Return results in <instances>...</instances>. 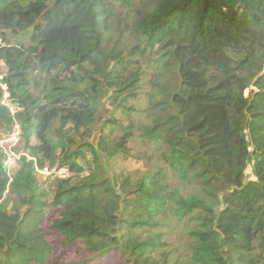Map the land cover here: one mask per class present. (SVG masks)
I'll return each instance as SVG.
<instances>
[{"label": "trees", "instance_id": "1", "mask_svg": "<svg viewBox=\"0 0 264 264\" xmlns=\"http://www.w3.org/2000/svg\"><path fill=\"white\" fill-rule=\"evenodd\" d=\"M249 30L264 36V0H0V41L31 31L28 48L0 49L3 83L19 107L13 116L0 105V123L15 117L36 159L23 157L12 187L24 209L0 205V264H91L117 248L132 264H160L152 259L160 252L161 264H179L157 229L167 217L173 228L195 221L184 225L191 261L252 264V243L264 250V43ZM154 53L165 60L162 91L149 96L152 120L137 127L140 141L164 145L168 170L193 173L206 195L168 202L152 170L112 177L110 159L135 157L126 147L134 133L84 140L110 113L106 101L114 112L137 109ZM217 115L238 129L233 156L210 143ZM89 153L94 170L82 177ZM3 162L0 150V203ZM46 163L70 174L54 176L52 198L36 178V164ZM249 167L258 181H244Z\"/></svg>", "mask_w": 264, "mask_h": 264}, {"label": "rangeland", "instance_id": "2", "mask_svg": "<svg viewBox=\"0 0 264 264\" xmlns=\"http://www.w3.org/2000/svg\"><path fill=\"white\" fill-rule=\"evenodd\" d=\"M249 35L253 37L257 42L264 43V36L257 35L254 30H249ZM6 38L4 41H0V49L2 46L7 47H18V48H28L31 46V31L23 32V33H11L8 32L5 35ZM159 53H154L152 55V60L148 63L147 68V75L145 81L143 82L142 89L140 90V97L136 102H132L133 105L137 108L134 112L129 113L123 110L114 112L109 105V102L104 100L107 109L110 113H104L103 119H98L97 123L94 124V129L90 137L84 139L86 142L96 143L97 140L102 137V134L109 135V139L117 140L122 138L125 134H132L134 133V139H129V144L126 146L127 148L132 149V155L135 157H131L128 161H122L120 157H113L109 160L110 168L107 170L110 171L112 177H117V179H121L122 176H127L132 173H135L137 170L140 172L152 170L156 176H158V188L160 190L165 191L168 193L167 201L171 202L175 197L182 196L185 199H189L191 196H199V195H206L205 190L202 185H200V180L196 179L197 177L193 175L191 172H187L184 174H179L173 171L168 170L166 167L167 164L162 159L164 153V145H160L157 147L155 146L154 150H149L145 144H143L140 140V132L138 131L137 127L143 124H149L152 120L153 111L151 110V104L149 100L150 95L158 94L159 91H162V82H158L160 77L163 74L162 67L165 64V60L159 61L158 55ZM8 68L5 66L3 60L0 59V91L2 93V98L0 100V105L11 107L14 110V113L18 112V105L15 104L11 100V92L9 87L3 83L4 78L7 76ZM167 76V74H166ZM172 75L169 74L167 77H171ZM250 91H246V97L249 96ZM9 94V96H7ZM252 108L254 109L257 106V101L253 100ZM8 107V108H9ZM10 109V108H9ZM12 114V112H11ZM15 116V114H12ZM216 122L214 129L212 130V137L210 138V143L216 145V149L222 150L223 152L234 155L233 145L237 139L238 129L233 128L227 119L224 116L217 115L213 119ZM16 118L14 117V123L12 125L7 126L5 123H0V140L7 134H9L14 125H15ZM18 121V120H17ZM19 122V121H18ZM20 123V122H19ZM134 125L136 128L130 129L129 126ZM21 125V123H20ZM22 127V125H21ZM132 130H135L132 132ZM23 131V129H22ZM102 133V134H101ZM79 142L82 141L81 138L77 139ZM18 152H23L24 156H27L29 151L26 149V144L24 138L22 137L20 146L18 147ZM146 153V154H145ZM145 154V155H144ZM149 155V157H146ZM89 160L83 161L82 165L84 167V172L81 174L82 177H87L92 171L91 168L93 165L91 164V154H88ZM27 158V157H26ZM119 158V159H118ZM117 160V161H115ZM48 164V163H46ZM103 165L106 166V161L103 162ZM230 166H234L230 163ZM22 161L18 163L17 167L14 170V175L12 182L8 180L7 190L4 195L3 200L1 201L0 205H4L5 209L9 212H12L16 208L24 209L20 203V196L13 190V184L16 179L17 173L22 169ZM95 168V167H94ZM108 172H106V175ZM70 175V174H69ZM71 176H73L71 174ZM69 177V176H68ZM138 177L140 178L141 175L138 173ZM37 182L41 187L43 192H47L49 198L53 197V189L55 185L57 177H44L36 174ZM138 178V179H139ZM250 180L258 181V178L255 177L252 173V168L249 167L245 172V182ZM261 198L258 201V205L264 206V195L260 196ZM223 209H226L223 207ZM227 215L225 216V218ZM165 222H161L159 225L158 230L163 232L164 239L169 241V245L163 249V251L168 252L170 251L169 260L171 263H179V264H204V263H197L195 261H191L186 254L189 243L183 240L185 234H187L190 229L185 227L184 225L190 223H195L194 220L187 218L183 223H181L180 228H173L172 223L169 222L170 219H164ZM188 221V222H187ZM225 224V221H223ZM228 226L232 225V222L227 221ZM127 226H124L126 228ZM129 228V227H128ZM170 229H176L180 233V230L183 231L179 236L177 232H174ZM130 231V232H129ZM126 232V231H125ZM133 232L130 228L128 233ZM147 235V234H146ZM252 250L254 252L249 254L250 262L252 264H264V250L259 249L257 241L252 243ZM153 257L157 259V261L161 264L165 261V256L163 252L159 254H153ZM221 259L216 260V264H222ZM91 264H132L130 261L129 256L120 248L113 250L102 257H96V259Z\"/></svg>", "mask_w": 264, "mask_h": 264}, {"label": "built area", "instance_id": "3", "mask_svg": "<svg viewBox=\"0 0 264 264\" xmlns=\"http://www.w3.org/2000/svg\"><path fill=\"white\" fill-rule=\"evenodd\" d=\"M7 96H9V94ZM9 108L12 114H16L11 107ZM22 136V127L16 120L12 131L0 140V150L4 154L3 169L10 182H12L15 168L18 163L22 161L23 157H27L28 161L33 160L36 162V159L31 156H24L23 152H18ZM36 174L44 177L57 176L59 178H66L69 174V170L67 167H61L58 165L51 166L50 164H45L43 167H40L36 164Z\"/></svg>", "mask_w": 264, "mask_h": 264}, {"label": "water", "instance_id": "4", "mask_svg": "<svg viewBox=\"0 0 264 264\" xmlns=\"http://www.w3.org/2000/svg\"><path fill=\"white\" fill-rule=\"evenodd\" d=\"M185 130L187 132L188 138H194L196 136L195 134H191L189 129L185 128Z\"/></svg>", "mask_w": 264, "mask_h": 264}]
</instances>
